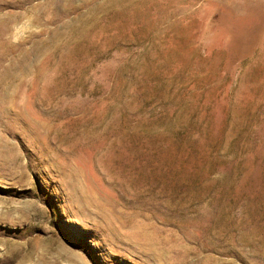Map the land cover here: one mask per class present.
<instances>
[{
    "label": "rangeland",
    "instance_id": "obj_1",
    "mask_svg": "<svg viewBox=\"0 0 264 264\" xmlns=\"http://www.w3.org/2000/svg\"><path fill=\"white\" fill-rule=\"evenodd\" d=\"M246 1L0 0V264H264Z\"/></svg>",
    "mask_w": 264,
    "mask_h": 264
},
{
    "label": "bare ground",
    "instance_id": "obj_2",
    "mask_svg": "<svg viewBox=\"0 0 264 264\" xmlns=\"http://www.w3.org/2000/svg\"><path fill=\"white\" fill-rule=\"evenodd\" d=\"M244 1H246V0H244ZM260 0H247L246 2H244V3H246V8H247V12H249V13H254V15H263V17H264V5H263V3H260L259 2ZM244 6V7H245ZM243 7V6H242ZM245 8V9H246ZM262 17V16H261ZM260 17V18H261ZM262 17V20H264V18ZM258 19V18H257ZM262 20H261V22L260 23H262ZM264 24V23H263ZM251 28V27H250ZM258 28V27H257ZM254 29H255V27H254ZM256 30H258V29H256ZM262 30V29H261ZM253 32V31H252ZM258 32V31H257ZM260 32V31H259ZM264 32V31H263ZM263 36V35H262ZM264 39V38H263ZM261 41H262V39H261ZM263 42V41H262ZM261 43V42H260ZM262 46V45H261ZM263 47H264V45H263Z\"/></svg>",
    "mask_w": 264,
    "mask_h": 264
}]
</instances>
